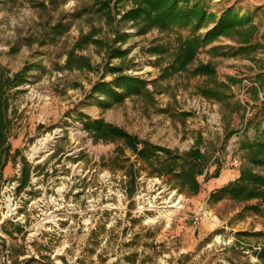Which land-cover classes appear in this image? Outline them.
Listing matches in <instances>:
<instances>
[{
  "label": "rangeland",
  "instance_id": "obj_1",
  "mask_svg": "<svg viewBox=\"0 0 264 264\" xmlns=\"http://www.w3.org/2000/svg\"><path fill=\"white\" fill-rule=\"evenodd\" d=\"M200 1L217 18L233 7L256 27L259 45L249 54L232 55L234 41L220 37L212 45L223 49L213 52L208 45L197 56V62L214 63L217 80L227 84L231 97L223 103L199 94L201 77L183 73L153 83L160 66L148 49L153 43L173 47L174 33L154 28L137 34L131 22L120 21L129 2L113 8L120 14L111 24L96 13L72 17L91 4L88 0L0 6V76L11 78L34 64L26 82L5 95L9 151L1 155L0 264H262L257 250L264 247V236L257 234L264 233V205L254 211L257 200L209 197L222 184L212 177L217 169L240 174L249 165L264 176V167L249 164L241 147L264 130V0ZM60 16H66L68 31L41 45L42 34ZM94 30V38L128 50L110 64L144 80L148 93L106 109L97 105L92 86L113 76L104 66V46L88 43L76 50L89 57L93 69L63 68L79 36ZM86 119H104L179 152L200 139L207 165L198 176L199 192H181L171 175L152 174L128 149L114 159L122 143L95 141L84 129ZM219 156L238 166L221 167ZM26 169L28 181L20 188ZM131 170L135 181L129 194ZM12 206L18 208L14 215L7 209ZM199 211L203 215L195 221Z\"/></svg>",
  "mask_w": 264,
  "mask_h": 264
},
{
  "label": "trees",
  "instance_id": "obj_2",
  "mask_svg": "<svg viewBox=\"0 0 264 264\" xmlns=\"http://www.w3.org/2000/svg\"><path fill=\"white\" fill-rule=\"evenodd\" d=\"M20 1L0 0V6L10 9ZM88 1L91 4L82 7L80 11L72 14V17H80L82 15L81 11L89 14L96 13L103 17L108 24H111L115 19V15L120 14L117 11L112 12L113 8L117 7L116 5L129 2L131 5L122 11L120 21L131 22L132 26L136 27L137 34H145L154 28L165 33L173 32V47L169 46L168 43H153L148 49L150 54L157 57L155 64L160 66V73L153 83L183 73L192 77H201L204 80L198 86L199 94L216 102L223 103L230 99L231 96L227 92L228 86L225 82L217 80L214 63L211 61H196L199 52L208 45H211L209 49L213 52L223 49L221 45H212L220 37L234 41L235 48H232V55L241 52L249 54L255 51L259 45L256 41V27L252 19L247 16H239L233 7L225 8L217 18L214 12L208 10L206 3L200 0ZM69 27L70 24L66 22V16H60L54 24L44 31L40 44L43 45L48 41L54 43L68 31ZM202 30L205 31L202 32ZM97 32L98 30L95 32L90 31L79 36L67 52L63 68L67 70L93 69L89 57L77 54L76 50L83 48L88 43L100 47L104 46L108 57L104 66L113 76L109 81L100 80L92 86L90 95H98L97 105L106 109L122 103L127 97L148 93L145 89L146 82L144 80L139 77L125 75L122 73V66L110 64V59L124 58L128 50H123L121 47H115L112 43L111 45L106 44L104 41L94 38ZM125 39L126 36L120 38L123 42ZM33 66L34 64L24 66L21 71L16 72L11 78L0 76V170L4 165V162H1V155H6L9 151L5 132L8 127L6 119L8 103L5 95L8 90L26 82L25 76ZM83 125L95 141L122 143L114 159L125 156L124 151L128 149L152 174L156 176L171 175L176 188L181 192L187 191L192 195L199 192L200 182L198 176L203 173L207 165V158L198 147L200 139L189 150L179 152L140 139L122 128L107 123L104 119H86ZM241 147L246 151L245 158L249 164L264 167V130L257 132L252 140H245L244 143H241ZM119 167L123 169L122 166ZM127 174L130 177V194L134 190L135 176L133 170ZM218 175L219 170L217 169L212 177H218ZM28 177V170H22L20 188L25 186ZM225 197L235 201L257 200V203L251 205V209L259 211V206L264 205V176L255 173L249 165H243L237 178L214 190L209 198L217 202ZM257 235L264 236V233L260 232ZM258 258L264 264V247L259 251Z\"/></svg>",
  "mask_w": 264,
  "mask_h": 264
},
{
  "label": "built area",
  "instance_id": "obj_3",
  "mask_svg": "<svg viewBox=\"0 0 264 264\" xmlns=\"http://www.w3.org/2000/svg\"><path fill=\"white\" fill-rule=\"evenodd\" d=\"M255 85V84H254ZM260 95V94H259ZM260 97L262 98V95H260ZM250 105L249 104H244V107L248 109V111L250 110ZM218 162L220 163L221 167L222 166H233V167H236L238 166V162L237 161H234L233 159L230 160V162H225L223 161V159L221 158V156H219V159H218ZM9 213H11V215L13 214H16L17 213V209L15 206L13 207H10V208H7ZM15 211V212H14ZM14 212V213H13ZM203 215V211H199L197 213V215L195 216V221H197L199 219V217H201ZM261 248H259L257 251H259ZM2 259L4 260L5 259V256L3 255L2 256Z\"/></svg>",
  "mask_w": 264,
  "mask_h": 264
},
{
  "label": "crops",
  "instance_id": "obj_4",
  "mask_svg": "<svg viewBox=\"0 0 264 264\" xmlns=\"http://www.w3.org/2000/svg\"><path fill=\"white\" fill-rule=\"evenodd\" d=\"M238 175H239V170L238 169H237V171H236V169L222 170V171L219 172V175L216 178V180H218L220 183H222L219 186H223L227 182H229L231 180H234L236 177H238ZM198 195L200 196V193ZM232 213H233V211H232Z\"/></svg>",
  "mask_w": 264,
  "mask_h": 264
},
{
  "label": "bare ground",
  "instance_id": "obj_5",
  "mask_svg": "<svg viewBox=\"0 0 264 264\" xmlns=\"http://www.w3.org/2000/svg\"><path fill=\"white\" fill-rule=\"evenodd\" d=\"M45 140V139H44Z\"/></svg>",
  "mask_w": 264,
  "mask_h": 264
}]
</instances>
